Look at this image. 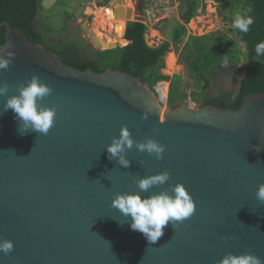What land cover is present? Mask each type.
<instances>
[{"label":"water","instance_id":"water-1","mask_svg":"<svg viewBox=\"0 0 264 264\" xmlns=\"http://www.w3.org/2000/svg\"><path fill=\"white\" fill-rule=\"evenodd\" d=\"M125 4L109 2L114 17L126 20L124 37L144 16L142 2ZM3 27L0 56L14 57L0 70V86L18 95L38 76L52 90L39 103L55 108L56 117L47 135L21 136L15 114L3 111L7 97H0V241L14 246L0 252V264H221L228 255L245 254L264 261V203L256 198L264 184V93L247 95L238 110L213 104L165 109L141 78L113 69L82 72L8 22ZM90 37L100 51L120 47L102 49ZM125 126L135 141L163 145L162 158L134 145L125 153L129 168L108 159L107 146ZM163 172L170 179L141 197L171 194L170 186L180 183L196 210L175 229L169 223L149 245L112 200L139 192L135 180Z\"/></svg>","mask_w":264,"mask_h":264},{"label":"trees","instance_id":"trees-1","mask_svg":"<svg viewBox=\"0 0 264 264\" xmlns=\"http://www.w3.org/2000/svg\"><path fill=\"white\" fill-rule=\"evenodd\" d=\"M141 1L145 2L146 0ZM223 1L232 14L235 11H241L242 16L254 17L255 23L250 26L248 33H241L235 29V35L247 47V64L237 95L233 96L231 92L222 93L218 97L207 99L204 105L213 104L224 108L232 106L234 110H238L247 95L264 93V57L260 58V63L253 60L256 44L264 41V0ZM1 4L0 24L8 22L12 27L22 30L29 42L45 44L49 51L57 52L60 55L64 64L82 72L90 69L97 74L108 69L119 70L133 77L141 78L151 89H154L159 82H172L169 104L174 107L179 106L180 104H176L186 97L180 89L181 77L175 76L171 79L161 73L165 67L164 60L170 52L171 43L167 42L160 47L150 48L145 39L148 27L142 21L129 24L125 40L130 44L113 50L97 51L96 59H90L82 55L79 44V46L75 45L76 47L71 44H66L64 47L49 44L38 29L37 18L40 14V0H1ZM185 4L187 8L185 17L187 23H190L197 16L201 2L185 0ZM185 36H187V28L185 26L178 27L173 37L175 45L184 42ZM5 43L6 29L3 27L0 29V46ZM190 51L192 54L189 53ZM184 52L192 60V69L201 80L205 79L207 73L214 75V68L218 67L219 63L225 59L233 61L237 65L242 62L239 51L235 47L229 46L223 39L215 38L213 35L189 39ZM177 78H179L178 82Z\"/></svg>","mask_w":264,"mask_h":264},{"label":"rangeland","instance_id":"rangeland-1","mask_svg":"<svg viewBox=\"0 0 264 264\" xmlns=\"http://www.w3.org/2000/svg\"><path fill=\"white\" fill-rule=\"evenodd\" d=\"M199 1L201 2L200 9L190 23H187L185 17L187 9L185 0H146L143 6L145 15L142 18H136L137 21H142L147 25L146 37L150 45L160 47L164 43H171L170 52L165 57V67L161 73L171 79L175 76L182 78L180 89L186 97L176 105L185 104L193 109L204 105L207 99L218 97L222 93L231 92L233 96H236L247 64V47L238 39L232 27L235 16L242 15L241 11H235L232 14L223 0ZM138 2L141 0H129V2L127 0L125 5L133 8ZM106 4L108 0H40L38 29L50 45L59 47H64L66 44L74 45V47L80 45L85 58L96 59V53L100 50L90 41L88 33L83 29L84 23H88V31L92 33L99 31L106 37L112 35L114 38L112 42L118 43L120 47H125L126 44L125 19L113 17L112 23L109 21L99 23V20L96 22V12L99 9L110 8L112 10V7ZM104 11L106 13L107 10ZM116 22L125 23L122 38H117L118 27L113 25ZM181 26L187 28V36L184 42L175 45L174 32ZM205 35H213L215 38L223 39L229 46L235 47L239 51L242 62L237 65L230 60H226V63L223 61L214 68V75L207 73L204 80L199 79L192 69V60L186 56L184 49L189 39ZM171 52L174 53V60L177 64V68L173 71L168 69L167 65ZM189 53L192 54L191 51ZM178 80L179 78L177 82ZM165 83L168 85L167 94L169 95L172 82ZM159 84L160 82L156 86ZM173 107L174 105H170L169 101L165 105V109Z\"/></svg>","mask_w":264,"mask_h":264},{"label":"clouds","instance_id":"clouds-1","mask_svg":"<svg viewBox=\"0 0 264 264\" xmlns=\"http://www.w3.org/2000/svg\"><path fill=\"white\" fill-rule=\"evenodd\" d=\"M254 23V17L237 14L232 27L241 33H248L250 26ZM6 56L8 58L0 56V70L6 71L12 63L11 58L14 54L7 53ZM261 57H264V41L256 44L253 60L260 63ZM9 90L10 86L6 83L0 86V97H7L3 111L11 110L15 114V118L20 122L17 129L20 135H26L29 131L47 135L56 117L55 108L41 107L39 103L51 94L52 90L47 84L42 82L38 76H33L17 89L18 95L8 96ZM134 145L138 152H147L149 155H155L157 159L162 158L163 145L153 139L137 142L125 126L121 127L119 137H113L111 144L107 146L108 159L116 160L122 168H129L130 161L125 153ZM169 179L168 172L140 178L134 181L139 192L115 194L112 200V207L117 209L122 216L131 218L130 228L142 233L149 245L157 243L164 235L163 229L169 223L175 229L178 223L190 218L196 210L192 197L180 183L170 186L171 194L165 190L148 198L141 197V192H148L153 186L163 185ZM256 198L264 203V184L258 186ZM13 247V243L9 240L0 241V252L5 255L9 254ZM221 264H264V261L250 254L228 255L222 259Z\"/></svg>","mask_w":264,"mask_h":264},{"label":"bare ground","instance_id":"bare-ground-1","mask_svg":"<svg viewBox=\"0 0 264 264\" xmlns=\"http://www.w3.org/2000/svg\"><path fill=\"white\" fill-rule=\"evenodd\" d=\"M128 2H129V0H128ZM130 8H132V7H130ZM104 10H107L106 13H104L105 12ZM103 14H105V15H103ZM113 17H114V15H113V12H112V10L110 8H108V9H99L98 12H96L95 20H96V22H98L97 20H99V23H104V21H109V22L112 23L111 19H113ZM100 21H103V22H100ZM113 25H114V27H116V26L118 27L117 28V30H118L117 31L118 32L117 33V38H122L123 30L125 28V23L124 22H116ZM86 33H88L90 41L97 47L95 42L91 40L90 33H92V32L86 31ZM92 35H94L95 38L97 39V41L102 45V47H103L102 49H107V48L113 46L114 44H116V42H112V41H114L113 36L109 39L108 38L109 35L106 37L103 33L99 32V31H98V33L97 32L96 33H92ZM117 38H115V39H117ZM174 57H175L174 53L171 52L170 55H169L170 59L168 58L169 60H168V64H167L168 65V69H170L171 71H173L175 68H177V64H176V62L174 60ZM162 87L163 88L161 90V93H162V96H163V100L167 101V98H168V94H167L168 85H167V83L163 82L162 83Z\"/></svg>","mask_w":264,"mask_h":264},{"label":"built area","instance_id":"built-area-1","mask_svg":"<svg viewBox=\"0 0 264 264\" xmlns=\"http://www.w3.org/2000/svg\"><path fill=\"white\" fill-rule=\"evenodd\" d=\"M162 83L160 82V84L158 86H155V89H156V94L158 95L159 99H160V102L163 106H165L167 103H168V98H167V101L163 100V96H162V93H161V90H162Z\"/></svg>","mask_w":264,"mask_h":264},{"label":"flooded vegetation","instance_id":"flooded-vegetation-1","mask_svg":"<svg viewBox=\"0 0 264 264\" xmlns=\"http://www.w3.org/2000/svg\"><path fill=\"white\" fill-rule=\"evenodd\" d=\"M111 0H108V4H106V5H109V2H110ZM142 2V1H141ZM143 3V6H144V2H142ZM144 8V7H143ZM144 15H145V10H144ZM127 41V40H126Z\"/></svg>","mask_w":264,"mask_h":264}]
</instances>
